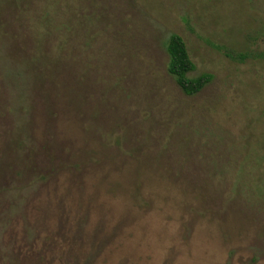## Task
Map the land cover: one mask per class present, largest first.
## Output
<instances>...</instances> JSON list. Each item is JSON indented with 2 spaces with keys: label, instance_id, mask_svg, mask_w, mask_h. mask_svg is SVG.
<instances>
[{
  "label": "rangeland",
  "instance_id": "374dc122",
  "mask_svg": "<svg viewBox=\"0 0 264 264\" xmlns=\"http://www.w3.org/2000/svg\"><path fill=\"white\" fill-rule=\"evenodd\" d=\"M41 1L0 0V264H264V59L221 51L264 53V0H98L77 96L19 24Z\"/></svg>",
  "mask_w": 264,
  "mask_h": 264
},
{
  "label": "trees",
  "instance_id": "16d2710c",
  "mask_svg": "<svg viewBox=\"0 0 264 264\" xmlns=\"http://www.w3.org/2000/svg\"><path fill=\"white\" fill-rule=\"evenodd\" d=\"M73 1L74 4H70L72 0H62V3L57 4L59 5L57 8L46 4L44 6L41 1L43 6L42 14L39 16L41 20L37 23L34 21V23L28 24V21L24 19L22 22H27V25L23 24L21 20H19V24L20 26L31 27L35 35L37 45L34 61L39 64L42 62V65L47 64L46 67L52 64V66L58 67L59 73L54 80L57 91L71 95L73 92L77 96L78 88L76 86L80 81L81 73L87 74L88 70L92 69V64H95L96 57L91 54L94 55L92 59L90 52L95 53L94 46H96L99 36L96 38L97 25H94L90 17L98 0ZM61 5H68L69 7L67 16L63 14L62 19H59L55 15L60 16L63 13ZM90 36L94 37L89 40ZM85 45L87 50H84ZM221 51L227 58L238 63H245L248 59H264V53H240L225 48H222ZM167 52L169 55L168 73L186 96L194 97L200 94L213 81L214 75L211 73L192 76V73L196 71V64L193 62L188 45L181 35H171L167 43ZM110 65L111 67L114 66L111 63ZM79 66H82L80 73L77 71Z\"/></svg>",
  "mask_w": 264,
  "mask_h": 264
}]
</instances>
